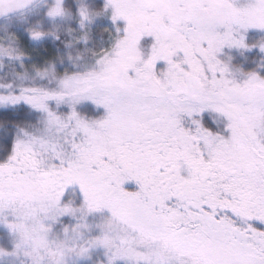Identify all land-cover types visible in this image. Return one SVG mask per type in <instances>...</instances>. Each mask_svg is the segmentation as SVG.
<instances>
[{
	"label": "snow or ice",
	"instance_id": "6c2138e0",
	"mask_svg": "<svg viewBox=\"0 0 264 264\" xmlns=\"http://www.w3.org/2000/svg\"><path fill=\"white\" fill-rule=\"evenodd\" d=\"M0 264H264V0H0Z\"/></svg>",
	"mask_w": 264,
	"mask_h": 264
},
{
	"label": "rangeland",
	"instance_id": "374dc122",
	"mask_svg": "<svg viewBox=\"0 0 264 264\" xmlns=\"http://www.w3.org/2000/svg\"><path fill=\"white\" fill-rule=\"evenodd\" d=\"M234 59H238V60H246V57H239L238 54H233Z\"/></svg>",
	"mask_w": 264,
	"mask_h": 264
},
{
	"label": "trees",
	"instance_id": "16d2710c",
	"mask_svg": "<svg viewBox=\"0 0 264 264\" xmlns=\"http://www.w3.org/2000/svg\"><path fill=\"white\" fill-rule=\"evenodd\" d=\"M243 61H245V62H246V60H243Z\"/></svg>",
	"mask_w": 264,
	"mask_h": 264
}]
</instances>
